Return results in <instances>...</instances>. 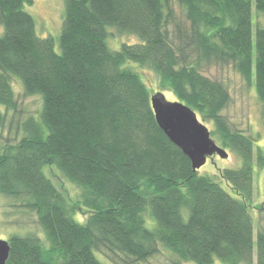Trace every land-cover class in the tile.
<instances>
[{"label":"trees","instance_id":"obj_1","mask_svg":"<svg viewBox=\"0 0 264 264\" xmlns=\"http://www.w3.org/2000/svg\"><path fill=\"white\" fill-rule=\"evenodd\" d=\"M33 4L0 0V194L33 213L45 239L11 235L6 264H106L98 255L142 264L161 247L191 264H254L256 247V264H264V229L255 240L251 214L264 149L255 154L251 138L232 129L222 114L227 88L203 74L224 65L254 81L264 118V0H65L60 51L53 37L38 36L26 10ZM253 5L262 20L254 21ZM111 29L141 42L112 50ZM130 62L153 70L161 90L241 159L240 168L220 171L236 196L195 171L166 137L153 91ZM14 76L26 97L42 99L38 116L22 122L9 119L19 106ZM47 166L79 189L77 203Z\"/></svg>","mask_w":264,"mask_h":264},{"label":"rangeland","instance_id":"obj_2","mask_svg":"<svg viewBox=\"0 0 264 264\" xmlns=\"http://www.w3.org/2000/svg\"><path fill=\"white\" fill-rule=\"evenodd\" d=\"M65 0H34L32 6H27L26 10L34 17L36 22V32L40 37L51 36L56 43V50L60 51L59 37L61 34L63 11ZM176 18L179 22L185 20L182 8L175 2ZM262 20V16L257 17V10L253 5V19ZM111 36L108 37V46L112 50H119L123 44H138L140 39L135 35H121L116 30L111 29ZM0 32L2 28L0 27ZM255 28H253L254 40ZM134 71L138 72L143 81L153 91L163 92L166 99L170 102L176 101V97L169 91H162L159 85V78L156 73L150 68L140 67L138 64L128 63ZM203 74L213 80L220 81L225 85L229 94L230 100L222 114L229 120L233 130L240 131L251 138L254 143L255 154L257 148L264 149V118L262 116V104L258 98L254 81L247 82L245 78L235 71L231 66H212L203 70ZM13 89L18 99V110L16 113H11L9 119L13 118L15 122H22L29 116H38L42 108V99L40 96L26 97L24 95L23 85L21 80L13 77ZM209 130H213V126L205 124ZM19 132L18 134H20ZM5 135L16 136L17 131L13 128L11 131L8 128L4 132ZM215 140V139H214ZM217 140V139H216ZM215 142L222 147L218 140ZM229 158L223 159L217 155L209 158L206 164L198 170L199 174L211 177L218 182L232 196H236L235 192L230 188L227 182L221 178L220 171L224 169H238L241 167V159L226 150ZM54 166H47L44 171L46 175L54 182V184L63 191L69 201L75 204L79 200V189L55 169ZM12 201L0 194V239L8 241L11 235H25L29 232L37 233L42 239L45 235L37 223L36 216L33 213L26 212L22 209H16L11 206ZM253 205L256 208L251 209V214L254 219V239L257 237V230L264 229V213L260 212V206H264V168H260L255 164L254 173V199ZM79 222L84 223L86 216L79 212L75 217ZM148 219V218H147ZM147 221V220H146ZM149 225L151 220L148 219ZM106 264H111L101 255H98ZM257 263L256 247L254 252V264ZM142 264H191L189 262L178 261L176 256L167 249L161 247L158 254L151 257L146 263ZM214 264H225L218 259H215Z\"/></svg>","mask_w":264,"mask_h":264},{"label":"water","instance_id":"obj_3","mask_svg":"<svg viewBox=\"0 0 264 264\" xmlns=\"http://www.w3.org/2000/svg\"><path fill=\"white\" fill-rule=\"evenodd\" d=\"M157 124L166 137L190 160L195 171L215 155L227 159L228 152L211 137L209 128L196 112L179 101L170 102L162 93L151 97ZM10 252L8 241L0 239V264H6Z\"/></svg>","mask_w":264,"mask_h":264}]
</instances>
